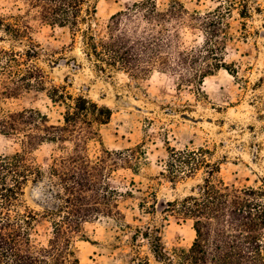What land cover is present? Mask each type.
Listing matches in <instances>:
<instances>
[{"label":"trees","instance_id":"trees-1","mask_svg":"<svg viewBox=\"0 0 264 264\" xmlns=\"http://www.w3.org/2000/svg\"><path fill=\"white\" fill-rule=\"evenodd\" d=\"M19 1L25 6L23 14H0V30L30 45L24 52L0 51L4 76L0 136L12 137L18 144L16 152L0 156V264H80L75 242L85 239L87 224L109 219L121 228L129 227L119 200L132 193L121 192L112 182L119 171L137 174L144 152L135 146L90 153L89 145L99 143L111 110L82 96L73 97L63 87L45 88L47 75L32 63L37 53L30 21L67 28L74 37L79 34L86 58L99 73H123L135 80L158 73L177 91L191 88L199 96L207 77L220 70L237 74L224 60L232 37L229 20L233 12L243 20L250 18L253 0H215V7L204 13L188 12L179 0L162 4L141 0L112 15L101 35L88 24L96 13L93 0ZM242 27L246 35L245 23ZM31 88L46 92L54 105L63 108L57 124L33 109L3 107V99ZM44 145L52 147L46 171L34 156ZM167 151L160 177L174 184L204 174L193 193L167 202L163 209L165 215L192 222L194 241L189 249L168 254L157 227H136L132 239L149 241L152 255L161 264H264V181L257 188L226 186L217 179L220 165L212 162L208 149ZM45 180L52 204L42 216L50 224L49 238L42 244L31 239L38 214L24 204L23 197L29 182ZM137 192L143 194L139 210L155 212V195Z\"/></svg>","mask_w":264,"mask_h":264},{"label":"rangeland","instance_id":"rangeland-1","mask_svg":"<svg viewBox=\"0 0 264 264\" xmlns=\"http://www.w3.org/2000/svg\"><path fill=\"white\" fill-rule=\"evenodd\" d=\"M138 1L141 0H93L96 13L88 24L101 35L112 15ZM179 1L190 13H204L215 7V0ZM157 2L162 4L166 0ZM249 5L250 18L243 20L233 12L229 20L232 37L227 42L224 60L237 74L220 70L207 77L199 96L191 88L177 91L168 78L158 73L142 80L117 72L99 73L86 58L79 34L74 37L67 28L30 21L37 53L32 63L47 75L45 88L63 87L73 97L82 96L111 110L109 123L100 130L99 143L89 145L90 153L101 148L120 151L135 146L142 147L144 152L137 174L119 171L112 182L121 192L132 193V197L119 200L129 227L121 228L109 219L87 224L85 239L75 242L80 264H161L152 255L149 241L141 237L132 239L136 227L159 228L168 254L190 248L195 238L192 222L165 215L163 209L167 202L193 193L204 174L199 172L174 184L160 177L168 148L208 149L212 162L220 165L217 179L226 186L257 188L264 181V0H253ZM24 10L19 0H0L1 15L10 17L23 14ZM29 47L27 41L13 40L0 30V51L24 52ZM3 81L0 74V90ZM2 101L3 107L11 111H39L50 124H57L63 113V108L54 105L46 92L35 88ZM17 150L14 138L0 136V156ZM51 151V146L44 145L34 152L43 171L48 167ZM130 181L135 183L134 187L129 185ZM46 182H29L23 197L24 204L38 214L30 231L31 239L42 244L50 235V224L42 216L52 204L46 196ZM137 190L155 195V212L139 210L143 194Z\"/></svg>","mask_w":264,"mask_h":264}]
</instances>
